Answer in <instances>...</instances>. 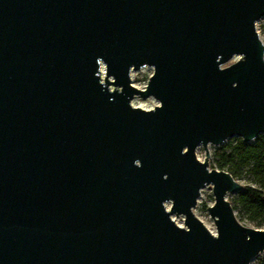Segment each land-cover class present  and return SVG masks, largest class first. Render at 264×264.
Here are the masks:
<instances>
[{
  "label": "water",
  "instance_id": "obj_1",
  "mask_svg": "<svg viewBox=\"0 0 264 264\" xmlns=\"http://www.w3.org/2000/svg\"><path fill=\"white\" fill-rule=\"evenodd\" d=\"M263 13L264 0H0V264H248L264 249V225L226 196L242 182L195 153L264 131ZM144 64L141 87L130 69ZM205 183L214 232L191 209Z\"/></svg>",
  "mask_w": 264,
  "mask_h": 264
},
{
  "label": "rangeland",
  "instance_id": "obj_2",
  "mask_svg": "<svg viewBox=\"0 0 264 264\" xmlns=\"http://www.w3.org/2000/svg\"><path fill=\"white\" fill-rule=\"evenodd\" d=\"M255 26L257 28V31L259 33V36L264 42V13L260 15L255 22ZM101 76L104 74V65L101 64ZM153 66L149 64H144L138 68H131L130 69V80L132 83H134L137 86L144 87L145 84L147 83L149 74L152 72ZM111 77V76H110ZM110 87H114V84L109 83ZM132 101H134L136 104H143L145 107H151L153 106L156 102H158L157 98L152 95H141L139 93H136L133 95L131 98ZM231 136H237V135H231ZM233 137V138H234ZM228 141V137L223 140L220 143H212L208 142L206 146H203L202 144H199L195 148V153L199 158H203L205 156V147L207 149V164L208 166H214L218 168H224L227 169V166L223 165L222 167L219 166L217 162V157L214 153V148L216 145H220L222 143H225ZM240 171L236 174V178L241 181V182H246L249 181L254 185H258L261 188L264 189V183H260V181L255 177L253 174H251L248 171L247 164L239 167ZM237 191H227L226 196L232 202V198L236 195ZM213 202V193H212V188H211V183H205L201 188L199 195L197 196L195 204L191 207L193 213L197 215L202 222L205 221L207 222L210 226H212L215 229V224L213 221V217L209 213L207 209V205ZM166 205H169V202L166 201ZM234 215L235 217L241 222L242 224L245 225H251V226H256L252 223L251 220H249L246 211L241 208L239 204H234L233 207ZM171 216L174 218L175 221L178 223H183V217L184 214L182 212H171ZM262 225L259 226H263ZM248 264H264V249L259 250L256 252L249 260Z\"/></svg>",
  "mask_w": 264,
  "mask_h": 264
},
{
  "label": "trees",
  "instance_id": "obj_3",
  "mask_svg": "<svg viewBox=\"0 0 264 264\" xmlns=\"http://www.w3.org/2000/svg\"><path fill=\"white\" fill-rule=\"evenodd\" d=\"M229 136L228 141L216 145L214 153L220 167L236 177L239 167L246 165L260 183H264V131L258 132L252 140H243L239 135ZM242 188L232 198V207L239 204L246 211L249 220L256 226L264 223V189L249 181L242 182Z\"/></svg>",
  "mask_w": 264,
  "mask_h": 264
},
{
  "label": "bare ground",
  "instance_id": "obj_4",
  "mask_svg": "<svg viewBox=\"0 0 264 264\" xmlns=\"http://www.w3.org/2000/svg\"><path fill=\"white\" fill-rule=\"evenodd\" d=\"M102 71V70H101ZM131 102L132 103H134V104H136L134 101H132L131 100ZM138 105H141V106H144L143 104H138ZM203 223L212 231V232H214L215 231V229L212 227V226H210L207 222H205V221H203Z\"/></svg>",
  "mask_w": 264,
  "mask_h": 264
}]
</instances>
